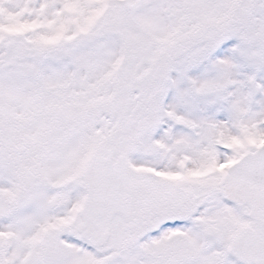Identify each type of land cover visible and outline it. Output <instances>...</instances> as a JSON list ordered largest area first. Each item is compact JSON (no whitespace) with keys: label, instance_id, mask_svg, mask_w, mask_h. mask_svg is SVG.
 <instances>
[{"label":"snow or ice","instance_id":"obj_1","mask_svg":"<svg viewBox=\"0 0 264 264\" xmlns=\"http://www.w3.org/2000/svg\"><path fill=\"white\" fill-rule=\"evenodd\" d=\"M0 264H264V0H0Z\"/></svg>","mask_w":264,"mask_h":264}]
</instances>
